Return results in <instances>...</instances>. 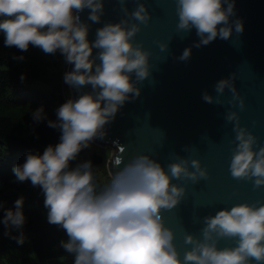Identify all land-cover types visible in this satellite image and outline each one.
Segmentation results:
<instances>
[{"label": "clouds", "instance_id": "1", "mask_svg": "<svg viewBox=\"0 0 264 264\" xmlns=\"http://www.w3.org/2000/svg\"><path fill=\"white\" fill-rule=\"evenodd\" d=\"M119 2L126 5V0ZM135 2L132 11L124 7V19L104 24L90 41V25L81 20L80 13L88 9V20L99 23L104 0H0L5 47L20 52L35 47L51 55L59 52L65 63L74 65L65 72L64 82L78 91L91 86V91L60 105L55 121L43 107L32 112L34 122L47 120L49 127L61 131L60 142L49 145L42 155L29 152L24 163L13 169L16 182L30 181L41 188L48 223L66 233L59 247L74 257V264H264V202L259 201L237 203L203 217L200 237L186 233L184 242L191 247L181 255L175 230L166 225L162 212L175 208L187 191L174 179L198 182L208 178L199 159L181 157L165 168L148 154L133 156L123 167L121 158L103 186L97 183L90 160L70 167L83 149L107 135L106 125L129 99L140 97L138 84L151 74L152 53L134 37L152 16L142 0ZM176 11L178 31L195 29L200 38L197 47L218 37L228 40L233 30L244 31L242 20L231 21L235 0H176ZM160 47L166 51L168 44ZM94 50H98L95 55ZM191 54L187 48L179 59L188 60ZM13 59L22 62L26 57ZM214 89L219 95L229 90L232 103L238 101L241 110L245 107L235 74L219 80ZM202 99L221 103L207 92ZM227 120L235 122L236 131L232 177L250 180L256 189L264 187V147L257 148L258 137L241 126L237 112H229ZM24 204V196L11 209L0 202L5 235L19 245L28 238ZM13 230L17 235H12ZM221 240H231L234 246L220 247Z\"/></svg>", "mask_w": 264, "mask_h": 264}, {"label": "water", "instance_id": "2", "mask_svg": "<svg viewBox=\"0 0 264 264\" xmlns=\"http://www.w3.org/2000/svg\"><path fill=\"white\" fill-rule=\"evenodd\" d=\"M151 13V20L141 24L134 37L150 50L151 74L138 84L141 95L120 108L115 119L106 125L107 135L94 144L111 150L107 169L112 176L122 158L123 167L133 156L148 154L167 166L181 157L199 159L209 176L194 182L190 179L173 180L186 187L181 202L162 215L167 226L176 233L175 244L183 253L190 248L186 233L201 235L203 217L237 203L264 202V187L256 189L250 180H238L230 173V163L236 147L235 122L228 121L231 111L239 114L240 124L258 137L257 148L264 147V0H235V15L244 31L228 40L219 37L206 46L197 47L199 37L195 29L179 32L176 0H142ZM104 14L99 23L88 20L89 10L80 13L81 20L90 25L89 40L94 41L96 30L106 23H119L136 8L135 0H104ZM161 43H167L162 50ZM187 48L190 59L179 57ZM98 50H94L93 55ZM74 65L68 64L67 71ZM235 74V86L245 100L243 110L239 102L232 103L233 93L225 90L219 95L214 85ZM135 79V77H133ZM71 97L91 91L70 87ZM204 92L217 97L221 103H207ZM195 170V169H193ZM220 247L234 246L231 240H221Z\"/></svg>", "mask_w": 264, "mask_h": 264}, {"label": "trees", "instance_id": "3", "mask_svg": "<svg viewBox=\"0 0 264 264\" xmlns=\"http://www.w3.org/2000/svg\"><path fill=\"white\" fill-rule=\"evenodd\" d=\"M18 55L26 59L22 62L13 59ZM62 59L59 52L45 54L35 47L27 52L7 48L4 34L0 32V202L11 209L15 200L25 197L23 210L28 237L19 245L6 236L7 229L2 223L4 210L0 209V264H74V257L59 247L60 241L67 239L66 233L48 223L41 188L33 187L30 181L16 182L13 172L16 165L24 163L29 152L42 155L49 145L60 142L61 131L49 127L47 120L34 122L32 112L43 107L49 119L57 120V109L68 100L60 72ZM48 65L54 69L47 72ZM22 75L26 79L22 80ZM79 155L82 160L77 157L70 162V167L74 168L78 161L90 160L101 186L95 165L102 162L103 157L96 152L88 154L85 149ZM12 235L17 233L13 230Z\"/></svg>", "mask_w": 264, "mask_h": 264}, {"label": "rangeland", "instance_id": "4", "mask_svg": "<svg viewBox=\"0 0 264 264\" xmlns=\"http://www.w3.org/2000/svg\"><path fill=\"white\" fill-rule=\"evenodd\" d=\"M44 65H45V63H43V66ZM67 66H68V64L65 63L64 58H63L62 59V70L60 71L61 77L64 76V72H67ZM53 69H54V67L52 65H48L46 68L47 72H48V70L52 71ZM64 87H65L66 98L69 99L71 97L69 85H67L65 83ZM85 150L88 154H90L92 152H96L103 157V161L95 165L96 174L99 177L101 186H103L105 183L109 182L111 179V176H110L108 169H107V160L110 158V156L112 154L111 150L108 148H103L101 146H98V145L94 144L93 142L91 143L90 147L86 148ZM31 258L33 260L37 261L36 256L32 255Z\"/></svg>", "mask_w": 264, "mask_h": 264}, {"label": "built area", "instance_id": "5", "mask_svg": "<svg viewBox=\"0 0 264 264\" xmlns=\"http://www.w3.org/2000/svg\"><path fill=\"white\" fill-rule=\"evenodd\" d=\"M78 157L82 160V157L80 155H78ZM79 162H81V161H78V164H79Z\"/></svg>", "mask_w": 264, "mask_h": 264}]
</instances>
